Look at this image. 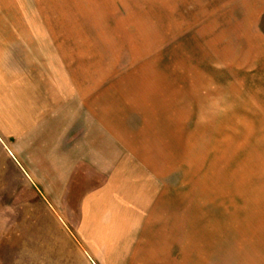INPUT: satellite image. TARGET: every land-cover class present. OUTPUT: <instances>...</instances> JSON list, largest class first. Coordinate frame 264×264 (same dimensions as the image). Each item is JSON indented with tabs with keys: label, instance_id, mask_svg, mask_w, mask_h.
<instances>
[{
	"label": "rangeland",
	"instance_id": "rangeland-1",
	"mask_svg": "<svg viewBox=\"0 0 264 264\" xmlns=\"http://www.w3.org/2000/svg\"><path fill=\"white\" fill-rule=\"evenodd\" d=\"M137 191L182 216L166 262L109 208ZM46 193L71 239L33 230ZM211 231L264 264V0H0L2 264H175Z\"/></svg>",
	"mask_w": 264,
	"mask_h": 264
},
{
	"label": "crops",
	"instance_id": "crops-1",
	"mask_svg": "<svg viewBox=\"0 0 264 264\" xmlns=\"http://www.w3.org/2000/svg\"><path fill=\"white\" fill-rule=\"evenodd\" d=\"M13 160L16 161V158L13 157ZM31 174H32L31 175L32 182L33 181L36 182L35 179L36 177L34 173ZM54 196L55 195L50 196V194L48 195L46 193L45 198H47V204H48V206L46 207H41V208L35 206L30 207V215L31 216L33 215L32 218H30L32 222L31 224L32 228L34 231L36 230L39 231L44 229L47 230L48 228H50L51 230H57L60 234L63 231L64 237H66V239L68 238L71 239L70 237H72V235L69 232V230L66 229V221L59 216L60 213L57 210V208L53 207L54 205L52 206V203L49 202L50 197L53 198ZM103 199H110V198L105 194L100 196V200L102 202ZM161 199L162 198L160 197V195H155V193L152 194L147 191L146 192L137 191L131 193L125 192L118 194L117 198L112 197L108 203L111 204L109 208L114 213V215L119 217L127 216V218L125 217L127 219L126 224H129L131 226L138 223L141 225L142 233L141 234L139 233V237L142 236L143 239L145 240V243L151 248H156L157 250H159L157 251V253H159L158 259L164 258V262H166L165 255H166L167 241L170 236L176 233L175 226H169L168 224H172L174 222L175 225L179 224V226L181 227L182 222L180 223H176V222L181 221L182 216L175 219L170 218L168 220L165 212L166 209H164V207L162 208L161 204L163 203V201H161ZM114 204H116V206ZM252 204L254 206H251V208H249L250 211L252 210V212L245 211L242 213L240 212L233 214V216H241L238 224H236L234 221L233 224L230 225V223L226 221L220 224L215 223V225L219 224V225H225L226 227H230L232 230L239 231L238 234L240 235H237V239L242 237L244 235L243 234L244 230L249 228L252 229V227L255 224V218L257 215V212L255 211L256 204L251 203V205ZM39 215H41V217H39ZM243 216H245V220L243 219ZM207 224H204V227L210 228ZM241 229L244 230L241 231ZM175 237H177L176 234ZM200 238L202 239L201 242L204 245L200 246V244L198 243L197 245L198 252L197 253L192 252L193 254H191V257L190 255L188 257L185 256L184 259L181 256L180 258L181 262L178 261L175 264H214L215 262L214 250L210 249V247L214 246L213 245L214 231H211L210 234L207 232L202 233ZM2 244L3 243H0V246H3ZM186 249L188 251V248ZM182 251L185 252V249H182ZM0 264H2L1 261Z\"/></svg>",
	"mask_w": 264,
	"mask_h": 264
}]
</instances>
